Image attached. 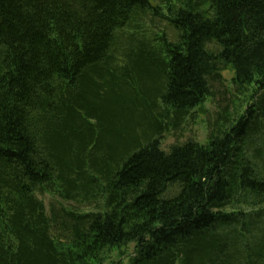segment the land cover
Here are the masks:
<instances>
[{"label": "trees", "instance_id": "obj_1", "mask_svg": "<svg viewBox=\"0 0 264 264\" xmlns=\"http://www.w3.org/2000/svg\"><path fill=\"white\" fill-rule=\"evenodd\" d=\"M180 3L119 64L151 0H0V264H264V0ZM228 69L252 103L164 150Z\"/></svg>", "mask_w": 264, "mask_h": 264}, {"label": "rangeland", "instance_id": "obj_2", "mask_svg": "<svg viewBox=\"0 0 264 264\" xmlns=\"http://www.w3.org/2000/svg\"><path fill=\"white\" fill-rule=\"evenodd\" d=\"M154 7H157L160 14L150 11L141 19L131 23V25L118 31V62L124 61L122 53L127 49H136L139 45L148 44L149 46H158L163 43L161 37L165 35L168 41H177L178 33L168 21V7L179 6L180 0H151ZM234 71L228 69L223 71L222 83H215L212 88V96L209 97L204 104L196 107L191 114L182 120L177 127L170 126L164 131L161 138V147L169 150L174 143H181L188 139L196 140L200 143L207 141L208 135L212 128L221 122V114L234 112L235 109L243 110L248 104L252 103L254 89L250 88L243 92L238 91L233 83ZM253 95V96H252ZM142 116L140 117V119ZM94 121V120H91ZM142 138V136H141ZM45 203L48 211L51 205H62L67 209L78 212L95 211L96 205L101 203V199L97 204L87 205L75 201H65L54 191H46L38 195ZM134 245L131 244L123 251L115 250L111 253L109 259L104 264H119L120 262H128L130 255L133 253Z\"/></svg>", "mask_w": 264, "mask_h": 264}]
</instances>
